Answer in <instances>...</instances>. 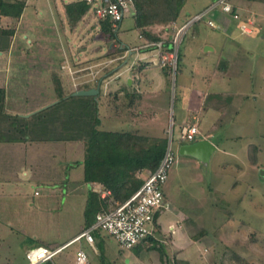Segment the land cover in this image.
Instances as JSON below:
<instances>
[{"label":"rangeland","instance_id":"obj_1","mask_svg":"<svg viewBox=\"0 0 264 264\" xmlns=\"http://www.w3.org/2000/svg\"><path fill=\"white\" fill-rule=\"evenodd\" d=\"M26 1L9 53L11 63L2 72L7 111L25 116L54 104L73 88L97 86L96 81L81 84L91 77L85 67L101 69L97 74L108 70L112 78L123 72L109 88H123L119 102L104 108L100 97L97 103L98 129L165 137L173 161L162 188L168 205L151 226L161 256L146 241L122 248L102 229L92 232L94 247L85 242L82 232L95 223L97 213L93 208L85 215L86 201L99 184L84 182L83 165H74L84 158L83 141L0 143V264H29L25 253L40 243L57 246L54 264H75L79 249L87 264H235V254L264 264V3L248 7L229 1L231 7L235 1L247 31L240 29V18L220 6L212 8L183 34L175 71L166 67L162 74L150 65L142 81L130 85L128 78L140 75L139 70L126 72L127 66L142 57L149 61L153 51L133 53L125 64L117 59L123 51L105 54L118 43H142L133 15H125L115 40H104L99 28H92V18L70 32L61 20L60 0ZM213 4L186 0L177 22L191 20ZM173 32L159 34L172 38ZM151 78L158 89L153 108L137 94L150 86ZM103 91L102 85L100 96ZM195 91L206 96L218 91L219 96L206 101L199 97L195 101L198 106L201 101L200 112L190 114L189 99L198 98ZM182 120L198 124L193 142L181 138ZM141 121L147 126L132 128L131 123ZM203 139L215 147L207 159L180 153L182 145ZM251 146L255 163L248 154Z\"/></svg>","mask_w":264,"mask_h":264},{"label":"trees","instance_id":"obj_2","mask_svg":"<svg viewBox=\"0 0 264 264\" xmlns=\"http://www.w3.org/2000/svg\"><path fill=\"white\" fill-rule=\"evenodd\" d=\"M60 1L62 2L63 21L68 24L70 32H75L77 24L81 21L84 20L88 23L92 18L88 14L89 6L84 0ZM213 1L215 3L217 0ZM244 1L264 3V0ZM185 2L186 0H133L134 10L131 15L134 17V26L144 39L158 40L159 36L151 28L177 21ZM25 5L26 0H0V15L18 19ZM237 11L238 7L233 1L230 14H238ZM239 18L241 19L240 16ZM241 23L247 22L241 19ZM96 27L99 28L102 39L115 40L117 38L118 28L112 27L108 21L93 22L92 28ZM4 32L9 35L13 33L12 30ZM169 39L165 40L166 46H171ZM120 45L121 43H118L114 50H108L105 55L124 51L126 48ZM138 63L142 67L147 64L141 61ZM133 69H136L135 65ZM72 92L59 98L54 104L26 117L5 112V93L3 87L0 86V142L81 140L84 144V158L82 161L74 162V165H83V181L99 184L111 192V198L114 201L123 203L157 168L165 154L167 139L131 132L101 131L98 129L100 123L97 115L98 94L95 96H73ZM255 150V147L251 146L248 152L253 163L256 161ZM109 199L101 198L99 192L91 191L87 197L85 215H89L93 208H96L97 213L106 210L111 205ZM157 216L158 213L155 215L154 223H156ZM144 241L151 244L148 246L149 249H157L161 256L163 255L157 246L158 240L154 234L147 236ZM40 245L50 250L57 247L42 243L36 246ZM234 259L235 264H254L238 254L234 255ZM38 264L54 263L49 259Z\"/></svg>","mask_w":264,"mask_h":264},{"label":"built area","instance_id":"obj_3","mask_svg":"<svg viewBox=\"0 0 264 264\" xmlns=\"http://www.w3.org/2000/svg\"><path fill=\"white\" fill-rule=\"evenodd\" d=\"M89 6V14L93 21H108L114 28H119L120 22L126 14H132L134 10L133 0H84ZM220 6L226 13H231V4L226 0H217L211 8H208L202 14H197L191 20L178 23L172 21L164 26H157L158 31L155 32L158 40H146L142 35L138 34V38L142 43L135 47L126 46L121 43V47L126 49L122 56L117 58L120 60H128V57L133 53L137 55L141 52H152L149 62L160 68L170 67L175 71L178 61V46L181 38L193 21L198 20L208 13L212 8ZM234 18H239L238 14L233 15ZM178 23V24H177ZM209 26H214L212 20H208ZM246 23L240 24L242 31H247ZM249 25V24H248ZM172 29L173 35L170 38L171 46H166L165 40H168L164 35H160L162 30ZM116 58L109 61H115ZM116 59V60H117ZM146 60L143 57L135 60ZM134 62V63H135ZM109 63V62H108ZM98 65V64H97ZM101 65V63L99 64ZM69 71L70 67L68 66ZM84 69H90L87 73L91 75L86 81H96V75L101 70L93 71L91 66ZM196 119V118H195ZM199 133L198 124L195 122H185L181 126V138L188 142H193ZM173 161V154L170 145L168 146L162 160L157 168L145 179L143 184L132 194V196L118 203L111 198V192L97 185L96 190L101 198H110L111 205L103 211L96 214L95 223L82 232V237L85 242L94 247V237L92 231L102 229L113 236L120 247L130 249L142 243L149 235H153V226L155 223L156 213L161 212L167 207L168 203L163 192V184L167 180V172L170 164ZM171 232L173 229L171 228ZM53 250L45 246H36L27 250L25 257L29 264H38L44 260L52 258ZM75 264H87V257L82 249L75 253Z\"/></svg>","mask_w":264,"mask_h":264},{"label":"crops","instance_id":"obj_4","mask_svg":"<svg viewBox=\"0 0 264 264\" xmlns=\"http://www.w3.org/2000/svg\"><path fill=\"white\" fill-rule=\"evenodd\" d=\"M72 1V0H71ZM236 2H241V3H244V2H246L247 3V6L248 7H251L250 5H251V3L254 5V2H251V3H248L247 1H244V0H235ZM27 2V1H26ZM256 3H261V2H256ZM26 6V5H25ZM24 9H25V7H24ZM23 12H24V10H23ZM22 12V14H21V16H20V18H18V19H15V18H12V17H9V16H4V15H0V86L1 87H3V89H4V110H5V112L7 113V114H11V115H22V114H24V113H16V112H8L7 111V108H6V97H7V89H6V83H7V79L5 78V77H3V75H2V72H3V70H7L8 68H9V63H11L10 62V60H9V53H10V51H11V49H12V43H13V40H14V38H15V36H16V33H17V26H18V24H19V22L21 21V19H22V16H23V13ZM64 19V17H62L61 18V20H63ZM6 30H12V34H6V32H4V31H6ZM139 61H141V60H138L137 61V64L136 63H134V62H132L131 63V65H129V66H127V68L125 69V71L127 72V71H132V70H134V71H136V70H139L138 71V73L137 74H139L140 76H139V78H137V76H136V73L134 74V76L131 78H128V83L130 84V85H133L134 83H135V80H139V81H142L141 79H142V77H144L145 75H147L148 73H149V71H150V65H152V66H156V65H153L152 63H150L148 60H142L141 62H144V63H147L144 67H142L138 62ZM127 62V60H125L124 62H123V64H125ZM136 66V69H133V66ZM140 65V66H139ZM70 67V66H69ZM140 67V68H139ZM139 68V69H138ZM160 68V67H159ZM161 70H163V71H161V73L163 74V72L165 73L166 71L164 70V68H160ZM70 70H71V67H70ZM108 71V70H107ZM102 72V73H100V74H97L96 75V84H97V86H95V87H98V89H99V93H98V98H97V101H100V97H102V105H103V107L105 108L106 106L107 107H109V106H111L112 105V103H114L115 102V104H116V102H119V100L121 99V97L124 95V91H123V88L120 86H116V87H113V89L112 90H109V88H110V84H111V82H113L114 80H116V79H118V78H120V76H121V74L123 73V72H119L118 74H117V76H115L114 78H112V77H108V75L110 74V72L108 71V72ZM124 71V72H125ZM70 73H72V71H70ZM164 75H167V73L166 74H164ZM181 75H183V74H181ZM101 76V77H100ZM110 76V75H109ZM127 81V80H126ZM150 81V80H149ZM148 81V82H149ZM88 81H86V80H84L81 84H83V83H87ZM90 82V81H89ZM93 82V81H92ZM79 83V84H80ZM139 84H140V82H139ZM149 84H150V86L149 87H142V90H140L139 89V91H137V94H138V99L140 98L141 100H143V101H145V102H147V106L149 107V108H153V106H154V104H153V102H155V100H156V96H157V88L155 87L156 86V82H155V79L154 78H151V81L149 82ZM102 85L104 86V91H103V93H102V96H100V94H101V87H102ZM145 85H147L146 84V82H145ZM184 85H185V83L184 84H181V88H183L184 87ZM87 88H89V87H85L84 89H87ZM92 88V87H91ZM94 88V87H93ZM77 89H83V88H73V90L72 91H74V90H77ZM71 91V92H72ZM216 92H218V91H216ZM212 93V94H210V95H208V96H206V95H204V93L203 94H200V91H195V94H197L198 95V98L196 97V98H191V99H189V102H190V105L188 106V112H190V114H193V113H195V111H196V113H195V115L197 114V112L199 111L200 112V105H201V101H200V103H199V106H198V104H197V101L201 98V96H203L202 98L203 99H205V101H206V99L208 98V97H211V99L213 98L214 99V97H216V96H219V95H217L218 93ZM223 93V92H222ZM222 93H220L221 95H222ZM214 96V97H213ZM200 97V98H199ZM216 99V98H215ZM135 100L136 99H134V101L132 100V101H130V105H133L134 104V102H135ZM195 100H197V101H195ZM214 108H219L218 106H213ZM30 112H32V111H28V112H26V113H29V114H31ZM33 113V112H32ZM157 114H155L154 113V115H150V120L148 121V123H150V124H152V122H153V118H155V117H157L156 116ZM194 115V116H195ZM193 116V117H194ZM197 119V118H196ZM100 122H101V120H100ZM182 122L184 123V120H182ZM181 122V123H182ZM145 123V122H139V123H131V126H132V128H136V126L137 127H142L143 126V124ZM142 124V125H141ZM144 126H147V124L145 123L144 124ZM143 126V127H144ZM111 131V130H110ZM129 132H133V130H131V131H129ZM200 141V140H199ZM28 142V141H27ZM70 142V141H69ZM198 142V141H197ZM210 142V141H209ZM0 143H26V142H0ZM211 143V142H210ZM76 162V161H75ZM24 175H26V173H24ZM95 185H97V184H95ZM173 229V228H172ZM175 231L173 230V232H171V233H174ZM180 250L182 249L183 250V248H181V247H178ZM29 250V249H28ZM183 252V251H182ZM181 252V253H182ZM26 254V253H25Z\"/></svg>","mask_w":264,"mask_h":264},{"label":"water","instance_id":"obj_5","mask_svg":"<svg viewBox=\"0 0 264 264\" xmlns=\"http://www.w3.org/2000/svg\"><path fill=\"white\" fill-rule=\"evenodd\" d=\"M99 93L98 87L88 88V89H77L74 90L71 95L73 96H95ZM43 109V108H42ZM39 111V110H38ZM34 113V112H33ZM32 114V113H31ZM31 114L25 115L28 117ZM215 150V147L208 140H200L191 145H182L180 147V153L184 155H190L194 158L200 160H205L210 156L212 151Z\"/></svg>","mask_w":264,"mask_h":264}]
</instances>
